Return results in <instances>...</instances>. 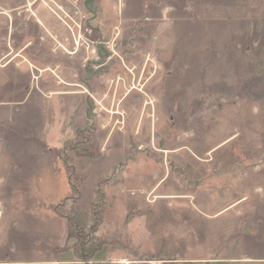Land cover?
<instances>
[{
  "label": "rangeland",
  "instance_id": "1",
  "mask_svg": "<svg viewBox=\"0 0 264 264\" xmlns=\"http://www.w3.org/2000/svg\"><path fill=\"white\" fill-rule=\"evenodd\" d=\"M1 92L12 101L0 103V158L32 163L41 200L68 194L56 171L45 176L55 157L44 145L82 131L62 153L86 150L73 160L81 197L66 209L88 225L101 186L98 235L119 245L97 259L264 264V209L218 213L231 188L218 165L264 159V0H0ZM9 235L3 264L29 240ZM62 238L34 211V264L63 257L52 249Z\"/></svg>",
  "mask_w": 264,
  "mask_h": 264
},
{
  "label": "crops",
  "instance_id": "2",
  "mask_svg": "<svg viewBox=\"0 0 264 264\" xmlns=\"http://www.w3.org/2000/svg\"><path fill=\"white\" fill-rule=\"evenodd\" d=\"M244 50H247L245 48ZM5 55H8L6 53ZM18 58L17 53L14 54L11 58H9L4 64L2 68L11 67V63ZM19 64H22V61H18ZM25 66L19 67L22 73L29 71L24 69ZM17 70V69H15ZM23 70V71H22ZM17 76V75H16ZM20 77V76H19ZM16 81V85H18V80L14 76L12 77ZM10 80H12L10 78ZM27 89V88H26ZM1 95L2 92L0 93ZM62 94H76L80 96L82 94L81 91L74 93H63ZM21 99L16 100V102H20ZM46 99L42 97V101ZM5 101H12L11 99H7V97H2L0 103H5ZM18 106V104H17ZM41 106V105H40ZM0 107H2L0 105ZM42 107V106H41ZM208 112L200 111L198 115L199 118H203L207 115ZM62 131L60 133H56L55 140H59L62 137L64 138L65 134H68V129L60 128ZM81 130H76L75 136L69 138L67 142H65L60 148H56L55 141L54 143L48 142V144L44 145V150L46 152H50L54 155L55 160L51 164H48V169L46 172V177H49L55 171L58 173L57 175L60 177V182H67L68 186V194L62 198V201L69 195L70 193V185L68 176L65 169V164L62 153H65L66 146L71 142L70 140L76 139L78 133ZM231 137H223L217 146L224 144ZM56 140V141H57ZM211 151V150H210ZM51 155V154H50ZM207 160H201L202 162H209ZM245 166L247 168L241 169L240 166ZM221 171L226 175L224 177L227 182H230L227 188L226 185L221 189L224 192V195L229 196L227 198L229 201H223V203L218 206L220 210L218 213H221L225 209H238L239 206H242L244 203H248L243 209H264V197L260 196L259 193L262 191L258 186L260 181L258 179H264V159H245L244 163L228 161L227 159L223 160L221 164L218 165ZM230 172V173H229ZM243 177V178H242ZM256 179V180H254ZM254 183L253 186H251ZM244 191V192H241ZM250 193V197L248 196ZM257 195V198H256ZM251 196H254L255 199L250 201ZM81 197V195H80ZM40 198V199H39ZM42 197L39 195H34V185H33V165L31 162L25 165L20 164V160H16L15 158L1 159L0 158V224L2 218H4L5 213H1V209H11L9 215L7 216V225L5 224L2 229V233L0 235V240L2 244L5 245L8 238L10 237L9 233L15 237L24 234L25 236H29V240L26 238L23 239L19 245L14 243V250H18L16 258L13 260H8L11 264H34V259L32 257V234L34 231V211L44 216L45 221L50 224L61 225L63 231V238L60 245H54L53 250L60 254V259L54 260H42L37 261L35 263L42 264H80V262L76 259L74 252L71 249V246L74 244L73 238H68L67 234V224L66 220L63 217L58 216L53 210L52 206L58 204L60 201L56 203L47 202L45 200H41ZM247 198V200H245ZM35 200V201H34ZM38 200V201H37ZM250 201V203H249ZM90 206V205H89ZM217 213V214H218ZM1 227V225H0ZM73 239V240H72ZM28 246V249H27ZM106 254H114L115 251H112L110 248L105 249ZM118 252V251H116ZM97 256V255H96ZM96 256L93 259V264H147L145 262H140L137 260H128V258H124L123 256L116 255L114 258H108L105 256L104 258L97 259ZM3 258L0 257V264L5 263Z\"/></svg>",
  "mask_w": 264,
  "mask_h": 264
},
{
  "label": "trees",
  "instance_id": "3",
  "mask_svg": "<svg viewBox=\"0 0 264 264\" xmlns=\"http://www.w3.org/2000/svg\"><path fill=\"white\" fill-rule=\"evenodd\" d=\"M81 132L82 131L78 133L76 141ZM83 146L84 145H82L81 149L80 147H73L69 149L71 155L74 157L84 156L86 150ZM74 157H71V159H64L65 169L70 185V193L63 200V202L52 206V210L58 216L65 218L68 238H73L76 240L75 243L71 246L76 259L80 262V264H93L94 256L103 247L109 246L111 250H115L119 244L117 241H115V238L108 239L105 236L98 235V229L100 228V224L103 221L102 217L106 208L105 195L101 186L96 188L95 198L90 203V220L88 225L82 224L81 220L78 218L77 209H66V204L68 202H71L75 205L76 202L80 199L81 195L82 186L81 182L75 176L73 162Z\"/></svg>",
  "mask_w": 264,
  "mask_h": 264
}]
</instances>
